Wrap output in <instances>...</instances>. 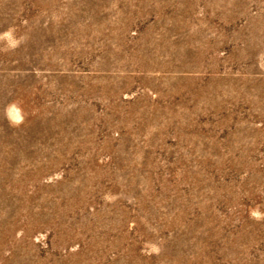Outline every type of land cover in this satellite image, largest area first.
I'll list each match as a JSON object with an SVG mask.
<instances>
[{
    "label": "rangeland",
    "instance_id": "1",
    "mask_svg": "<svg viewBox=\"0 0 264 264\" xmlns=\"http://www.w3.org/2000/svg\"><path fill=\"white\" fill-rule=\"evenodd\" d=\"M9 28L0 264H264V0H0Z\"/></svg>",
    "mask_w": 264,
    "mask_h": 264
},
{
    "label": "clouds",
    "instance_id": "2",
    "mask_svg": "<svg viewBox=\"0 0 264 264\" xmlns=\"http://www.w3.org/2000/svg\"><path fill=\"white\" fill-rule=\"evenodd\" d=\"M0 42H3L9 49H15L22 42V39L16 36L14 28H9L3 32H0ZM6 111L9 113V118L12 122H23V117L20 115L19 106L15 103L10 104Z\"/></svg>",
    "mask_w": 264,
    "mask_h": 264
}]
</instances>
